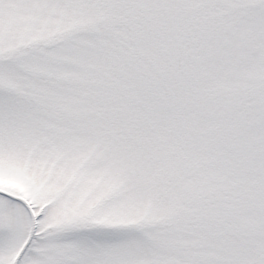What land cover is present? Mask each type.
Wrapping results in <instances>:
<instances>
[{
  "label": "snow or ice",
  "instance_id": "6c2138e0",
  "mask_svg": "<svg viewBox=\"0 0 264 264\" xmlns=\"http://www.w3.org/2000/svg\"><path fill=\"white\" fill-rule=\"evenodd\" d=\"M0 264H264V0H0Z\"/></svg>",
  "mask_w": 264,
  "mask_h": 264
}]
</instances>
